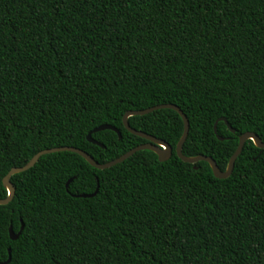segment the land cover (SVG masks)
<instances>
[{"label":"trees","instance_id":"16d2710c","mask_svg":"<svg viewBox=\"0 0 264 264\" xmlns=\"http://www.w3.org/2000/svg\"><path fill=\"white\" fill-rule=\"evenodd\" d=\"M168 103L190 121L186 156L226 170L240 135L264 142V0H0V198L43 149L106 163L146 143L124 115ZM129 123L172 157L140 150L99 169L72 151L41 156L0 205V261L11 249L8 264H264V149L249 139L220 179L178 156L176 110ZM102 124L122 138L90 142Z\"/></svg>","mask_w":264,"mask_h":264},{"label":"water","instance_id":"95a60500","mask_svg":"<svg viewBox=\"0 0 264 264\" xmlns=\"http://www.w3.org/2000/svg\"><path fill=\"white\" fill-rule=\"evenodd\" d=\"M174 109L176 110L181 117L183 118L184 121V131H183V135L181 137V139L179 140L177 147H176V151L178 156L187 163H197L199 161H207L208 163H210L212 170L214 172V175L217 178L220 179H225L228 178L234 169L235 166V162L237 160V158L240 156V154L243 151V148L245 146V143L251 139L254 141V143L256 144L257 147L264 149V142L262 141V139L254 132H246L242 135H240L239 138V145L236 149V151L234 152V154L232 155L228 167L226 170H222L217 162L214 160V158H212L211 156L208 155H197V156H186L183 153V146L185 144V141L189 135V131H190V121L187 117V115L183 112V110L176 104H160V105H156L150 108H146V109H140V110H129L123 118L124 121V125L127 128V130H129L131 133L143 137L147 140L146 143L140 144L137 147H134L133 149L129 150L128 152H126L125 154L121 155L120 157L106 162V163H100L98 162L92 155H90L88 152L77 148V147H73V146H61V147H53V148H48V149H43L41 151H39L26 165L21 166V167H14L10 170V172L4 177L3 179V183L5 185V187L8 189V196L6 198H0V205H6L8 203H10L12 201V199L15 196L16 193V189L11 181V177L14 174L17 173H21L24 172L30 168H32L34 165H36V163L38 162V160L40 159L41 156L45 155V154H50V153H54L55 152H60V151H72L75 153L80 154L81 156H83L92 166L99 168V169H106L109 167H112L118 163H121L123 161H125L126 159H128L129 157H131L132 155H134L136 152L140 151V150H151L154 151L159 158V161L164 162L167 161L168 159H170L173 155V147L166 142L163 139L157 138L151 134H148L144 131H140L138 129L133 128L130 123H129V117L134 116V115H145L148 113H151L155 110H159V109ZM220 121H225L226 124L228 125V127L231 129L232 132H236V129H234L229 122L227 121V119L225 117H221L219 118ZM219 120L216 121L214 129H215V133L217 134V136L219 137V139L224 140L225 138L222 137L221 135H219L218 133V123ZM106 129H111L114 130L118 133L119 138H122V133L121 131L116 128L113 125L110 124H102L96 128H94L92 131L89 132L88 134V140L92 143L98 144L100 146H104L102 143L98 142L97 140H95L93 138V133L94 132H98V131H102V130H106ZM72 181V178L68 180L66 187L68 188L70 185V182ZM99 189H96V191L94 193H90V194H79L78 196L80 197H91L94 196L97 191ZM24 229V225L21 226V229L16 232L13 227L11 226L9 231H10V236L12 240H16L20 237V235L22 234ZM11 261V249H9V258L6 261H0V264H8Z\"/></svg>","mask_w":264,"mask_h":264}]
</instances>
